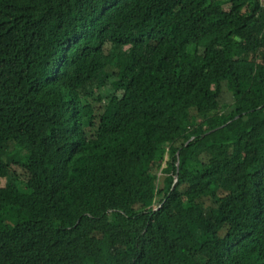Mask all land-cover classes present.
<instances>
[{
  "label": "trees",
  "instance_id": "trees-1",
  "mask_svg": "<svg viewBox=\"0 0 264 264\" xmlns=\"http://www.w3.org/2000/svg\"><path fill=\"white\" fill-rule=\"evenodd\" d=\"M0 264H264V4L0 0Z\"/></svg>",
  "mask_w": 264,
  "mask_h": 264
},
{
  "label": "rangeland",
  "instance_id": "rangeland-1",
  "mask_svg": "<svg viewBox=\"0 0 264 264\" xmlns=\"http://www.w3.org/2000/svg\"><path fill=\"white\" fill-rule=\"evenodd\" d=\"M101 99L100 101H97L96 100V96H94L93 98L89 99L88 102H92L94 103L96 106H98V110L100 112V110H102V108L104 107V105L106 104L107 102V96L109 94H111V92H109L108 90L104 89L101 93ZM94 135V130L91 129V130H86V136L87 137H92ZM165 157V160L167 159V154L164 156ZM15 170H17V174L19 176L18 178V183L20 182H23L26 180V175L24 174V172L22 171H19L17 168H14ZM217 193H218V196H223L225 195L224 192L220 191V190H217ZM203 203V205L205 207H212L214 202L209 200V199H204L201 201ZM224 233V230L221 232V235Z\"/></svg>",
  "mask_w": 264,
  "mask_h": 264
},
{
  "label": "built area",
  "instance_id": "built-area-1",
  "mask_svg": "<svg viewBox=\"0 0 264 264\" xmlns=\"http://www.w3.org/2000/svg\"><path fill=\"white\" fill-rule=\"evenodd\" d=\"M262 2V4H264V0H260Z\"/></svg>",
  "mask_w": 264,
  "mask_h": 264
},
{
  "label": "water",
  "instance_id": "water-1",
  "mask_svg": "<svg viewBox=\"0 0 264 264\" xmlns=\"http://www.w3.org/2000/svg\"><path fill=\"white\" fill-rule=\"evenodd\" d=\"M174 188V185L172 186V189Z\"/></svg>",
  "mask_w": 264,
  "mask_h": 264
}]
</instances>
